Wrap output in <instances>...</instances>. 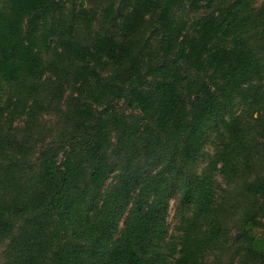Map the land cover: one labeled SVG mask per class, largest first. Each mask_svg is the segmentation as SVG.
Wrapping results in <instances>:
<instances>
[{
  "label": "trees",
  "instance_id": "16d2710c",
  "mask_svg": "<svg viewBox=\"0 0 264 264\" xmlns=\"http://www.w3.org/2000/svg\"><path fill=\"white\" fill-rule=\"evenodd\" d=\"M260 243L264 0H0L2 264L264 263Z\"/></svg>",
  "mask_w": 264,
  "mask_h": 264
},
{
  "label": "rangeland",
  "instance_id": "374dc122",
  "mask_svg": "<svg viewBox=\"0 0 264 264\" xmlns=\"http://www.w3.org/2000/svg\"><path fill=\"white\" fill-rule=\"evenodd\" d=\"M86 4H90L91 5L92 2H90V1L87 2L86 1ZM40 120H41L42 123L45 122V121H49L50 122V121L54 120V115H51L49 113L48 114H45V115L40 114ZM49 122H47V123H49ZM17 123L23 124V117L22 118H19L17 120ZM208 148L209 149H212V146L209 145ZM174 208H175V200L172 199L171 200V211H170V215L168 217V219H169V221H170V223L172 225H173L174 220H175V218H174ZM235 217H237V216H235ZM236 223H237V218L235 220H233L230 225L232 227H235ZM232 231H234V230H232ZM261 234H262V232L255 231V234L254 235H256L255 237H257V236H260ZM260 244L264 247V243H260ZM1 253H2V250L0 249V264H2V256H1ZM246 264H264V263L263 262H253V261H250V262H248Z\"/></svg>",
  "mask_w": 264,
  "mask_h": 264
}]
</instances>
